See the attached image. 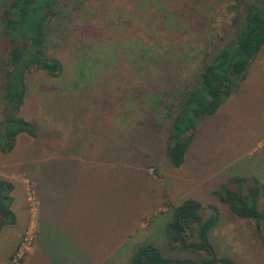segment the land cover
I'll list each match as a JSON object with an SVG mask.
<instances>
[{"label":"rangeland","instance_id":"374dc122","mask_svg":"<svg viewBox=\"0 0 264 264\" xmlns=\"http://www.w3.org/2000/svg\"><path fill=\"white\" fill-rule=\"evenodd\" d=\"M9 1L0 0V14ZM57 2L61 12L49 25L47 52L63 70L56 78L31 73L23 107L41 137L21 134L14 149L0 155L14 162L13 172L25 174L24 186L11 180L13 206L21 209L12 210L15 225L0 230V264L16 240L7 264H21L32 248L36 200L42 254L66 245L56 237L65 232L60 227L79 236L86 229L102 233L103 208L107 213L112 205L122 247H132L136 238L137 247L152 244L164 256L187 258V252L169 247L167 235L173 209L186 199L201 202L206 217L208 206L217 209L210 240L219 255L238 264H264L255 222L238 218L213 195L235 176L264 183V46L237 91L199 121L183 165L173 168L165 156L170 108L198 79L205 60L234 38L235 0ZM8 48L0 30V62ZM1 108L0 97V120ZM47 141L51 159L45 156ZM102 160L120 164L103 170Z\"/></svg>","mask_w":264,"mask_h":264},{"label":"trees","instance_id":"16d2710c","mask_svg":"<svg viewBox=\"0 0 264 264\" xmlns=\"http://www.w3.org/2000/svg\"><path fill=\"white\" fill-rule=\"evenodd\" d=\"M57 0H10L0 14V30L8 43V52L0 62V152L10 153L17 137L39 136L37 125L26 119L23 107L29 92V75L43 72L58 77L63 66L47 52L48 29L52 18L61 12ZM239 17L234 38L223 44L201 67L194 84L186 85L181 97L170 108L172 122L165 144V156L173 168H179L192 135L205 117L213 116L220 106L239 88L250 64L264 46V0H235ZM12 183L0 179V230L16 222L11 209ZM213 195L240 219L255 222L264 245V183L257 177L230 178L213 191ZM263 199L262 207L259 200ZM209 216L196 199H186L172 211L167 225L169 247L190 256L175 259L164 256L152 244L136 248L130 264H238L219 255L210 235L218 221L213 206Z\"/></svg>","mask_w":264,"mask_h":264},{"label":"crops","instance_id":"0c3cea01","mask_svg":"<svg viewBox=\"0 0 264 264\" xmlns=\"http://www.w3.org/2000/svg\"><path fill=\"white\" fill-rule=\"evenodd\" d=\"M36 122V120H34ZM40 123V122H38ZM55 129H59V126H55ZM40 134L37 138H33L34 141H37L40 138ZM53 137V135L48 139V141ZM19 136L17 137L16 144L18 141ZM47 141V143H48ZM16 146V145H15ZM84 149H81L84 151L87 149L86 143H84L83 146ZM50 150V151H49ZM52 153L53 150L50 147L48 143V153L45 154V156L49 157L50 159L52 158ZM75 153V152H74ZM0 155H3L0 153ZM105 159V158H104ZM103 161V170L106 165H110L113 167L119 166L120 162L115 164L114 162L110 163L109 161ZM14 162H10L9 159L2 158L0 156V170L4 172L2 176L5 179L14 181H17L19 183H22L20 178L25 177V174H18L13 172L12 170V165ZM115 164V165H114ZM11 178V179H9ZM22 179V178H21ZM13 185V183H12ZM23 185V183H22ZM24 186V185H23ZM14 185H13V191L11 193L12 199L14 201ZM36 199V196H35ZM11 205V209L18 210L21 209L20 205H16L14 208L13 202ZM37 201V207L34 212V223H33V245L32 248L29 249V251L24 255V257L21 260V264H130L131 257L133 256L134 252L136 251L137 248V242L135 241L136 238L131 239L133 240V246L131 245L128 248H125L126 244L123 245L122 247V235H121V228L119 223L117 225H114V220H113V214H112V205H107V213H105V206L103 208V232L102 233H97L95 235L96 230L94 229V232H88L87 229L84 232L83 236L77 235L76 231L70 230L67 231L64 228L60 227L63 229L65 232L59 233L56 235L57 239H64L66 245L64 246L61 244L60 248L59 243L58 246L54 245V249L52 248L53 252L49 255L42 254L39 248L37 247V234L42 230V213H41V205L39 204L38 200ZM46 217V216H44ZM47 220L54 226L57 227L54 223L51 222V220ZM111 220V221H110ZM110 221V223L108 222ZM28 222V221H27ZM26 222V223H27ZM108 222V223H105ZM16 223V222H15ZM15 223L13 225H15ZM60 223H58L59 225ZM13 225H10V227ZM27 225V224H24ZM46 228V226H44ZM137 228L134 227L132 231H135ZM50 230L51 234V228L48 225V231ZM74 232L76 236L81 237H75L72 235ZM130 231H128V234H125L124 236L129 237ZM46 239H50V234L48 232L46 233ZM62 237H61V235ZM93 235H95L93 238H91ZM135 236V235H134ZM18 237V236H17ZM88 237V239L86 238ZM86 238V239H83ZM19 240L15 241L13 251L17 245ZM60 251L56 252V251ZM8 253V257L5 256V253H3L2 257V264H7L10 254L13 252ZM36 254H39L40 256H36Z\"/></svg>","mask_w":264,"mask_h":264},{"label":"built area","instance_id":"2783aa9c","mask_svg":"<svg viewBox=\"0 0 264 264\" xmlns=\"http://www.w3.org/2000/svg\"><path fill=\"white\" fill-rule=\"evenodd\" d=\"M20 257H21V255H20ZM20 257H19V258H20Z\"/></svg>","mask_w":264,"mask_h":264}]
</instances>
